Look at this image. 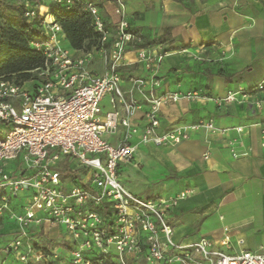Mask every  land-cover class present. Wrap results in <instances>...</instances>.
Masks as SVG:
<instances>
[{"label": "built area", "instance_id": "obj_1", "mask_svg": "<svg viewBox=\"0 0 264 264\" xmlns=\"http://www.w3.org/2000/svg\"><path fill=\"white\" fill-rule=\"evenodd\" d=\"M15 1L24 7L27 20L43 17L42 38L32 45L44 57L45 68L39 73L43 83L34 90L0 80V121L9 126L5 138L0 140V229L4 219L18 227L17 236L5 247V253L15 255L21 264H38L47 257L57 261L60 254L56 251L46 256L37 250L32 257L34 247L28 241L24 243L31 226L49 223L63 227L68 237L69 258L65 264H129L128 255L141 258L144 264H264V253L229 252L227 237L218 243L206 238L189 244L174 242L165 214L178 200L190 196L191 190L175 197L145 200L128 192L119 182L118 164L130 161L135 151L130 139L137 130L131 125V118L140 106L134 94L142 96L147 106V125L140 133L142 144L173 146L199 128L216 131L211 121H199L157 133L162 106L197 97L190 92H154L159 83L153 75L167 53L137 51L138 62L152 76L149 80L129 77L128 100L125 99L119 67L134 35L129 31L124 0H112L113 13L119 18L112 37L99 8L91 2L82 5L92 16L95 31L101 34L104 46L98 53L107 68L102 75L87 68L91 54L74 56L59 47L61 28L47 15L44 6L34 0ZM48 1L65 10L81 3ZM263 88L264 81L257 86L258 90ZM249 92H228L223 101L233 102L236 96ZM106 95L112 96L113 110L103 116L101 101ZM117 103L123 107L122 118ZM118 123L125 129L124 137L118 145H111L103 135L115 132ZM235 130L241 133L243 127ZM232 155L237 157L234 152ZM63 158L76 160L79 168L88 173L86 187L62 180L58 166ZM17 160L20 165L13 172H6L5 166ZM17 200L21 202L16 203ZM241 244L240 240L238 245ZM90 252L94 253V262L84 258Z\"/></svg>", "mask_w": 264, "mask_h": 264}, {"label": "crops", "instance_id": "obj_2", "mask_svg": "<svg viewBox=\"0 0 264 264\" xmlns=\"http://www.w3.org/2000/svg\"><path fill=\"white\" fill-rule=\"evenodd\" d=\"M96 4L112 37L119 19L113 13L114 4L112 0H96ZM124 4L134 35L119 67L125 99L129 77L149 80L152 76L138 62L137 51L167 53L153 75L159 83L154 92H190L197 97L162 106L157 133L199 121H211L216 131L199 128L173 146L142 144L140 133L147 125V106L142 96L134 94L140 106L131 118L137 130L130 139L135 151L130 161L118 164L119 182L145 200L175 197L191 190L190 196L178 200L165 214L176 243L189 244L201 238L218 243L227 237L229 252L264 253V88L257 89L264 81V0H124ZM72 54L84 55L79 51ZM87 68L99 75L107 69L98 52L91 53ZM239 89L250 92L236 96L233 102L223 101L228 92ZM111 99L106 95L101 101L103 116L113 110ZM116 108L122 118V105L117 103ZM237 127L243 131L238 133ZM124 133L118 123L115 132L105 133L103 139L118 145ZM66 160L62 159L59 166ZM69 166L73 168L70 162ZM42 228L59 232L69 246L64 228L49 223L31 226L24 243L34 244L37 236H45ZM17 233V225L4 219L0 264H21L15 255L5 253ZM53 251L65 259L59 264L67 262L69 250L57 247ZM36 252L34 248L30 255L34 257ZM47 258L38 264L49 263ZM128 259L141 260L132 255Z\"/></svg>", "mask_w": 264, "mask_h": 264}, {"label": "trees", "instance_id": "obj_3", "mask_svg": "<svg viewBox=\"0 0 264 264\" xmlns=\"http://www.w3.org/2000/svg\"><path fill=\"white\" fill-rule=\"evenodd\" d=\"M34 1L37 5L44 6L47 9V15L59 24L61 35L68 42L71 51L91 54L98 52L104 46L101 43V34L94 29L92 16L84 11L82 6L83 3L91 2L99 8L96 0H81L80 4H75L68 10L48 0ZM0 18L3 20L0 27V80L11 82L19 87L33 83L26 89L34 90L43 83L39 73L45 68L44 57L32 45L42 38L43 17L38 15L29 21L24 17V7L15 0H0ZM129 31L132 33L130 26ZM8 128V125L0 121V131ZM67 160L63 162L62 167L58 166L62 180L86 187L78 174L81 168H71ZM33 247L46 256L50 255L49 250L35 243ZM84 258L92 262L96 259L92 252L85 253ZM140 261L144 263L142 259ZM48 264H54V262L50 261Z\"/></svg>", "mask_w": 264, "mask_h": 264}, {"label": "rangeland", "instance_id": "obj_4", "mask_svg": "<svg viewBox=\"0 0 264 264\" xmlns=\"http://www.w3.org/2000/svg\"><path fill=\"white\" fill-rule=\"evenodd\" d=\"M3 24V20L0 18V27L1 25ZM58 45L59 47L62 49V50H67L69 51L70 53H72V51L70 50V47H69V44L67 41H65L61 36H58ZM38 76V75H37ZM36 77V76H34ZM33 83H29V84H26L24 88H29L31 87ZM8 129H4L3 131H0V140L5 138V135H6V132H7ZM64 159V158H63ZM69 162L73 165L72 167H76V168H79V165H78V162L76 160H69ZM20 165V161L17 160V161H12V162H9L6 166H5V171L6 172H13L18 166ZM79 176H80V180L84 183V184H87L88 182V173L85 172V170L83 171V169L80 170V172L78 173ZM21 200H17L16 203H20ZM43 229V228H42ZM43 232H47V234L45 236H37L36 238V242H33L37 245H39L41 248L43 249H47V250H50V251H53L55 248H62L64 251L66 250H69L68 249V245H65L64 242H63V239H61V235H59V232H56L53 231V230H49V229H46L44 230L43 229ZM58 233V234H57ZM51 234V235H50ZM38 235V234H37ZM40 237V238H39ZM46 237V238H44ZM56 237V238H55ZM68 242V241H67ZM33 246V244H31ZM70 248V247H69ZM67 254V253H66ZM61 261H65V259H57V261H54V264H59L58 262ZM132 259H129V264H143L141 261H132ZM48 264V263H47Z\"/></svg>", "mask_w": 264, "mask_h": 264}]
</instances>
